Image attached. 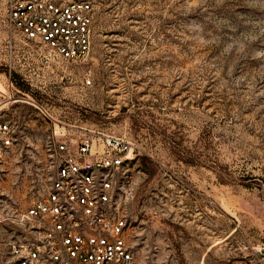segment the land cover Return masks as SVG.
Instances as JSON below:
<instances>
[{"label": "rangeland", "instance_id": "374dc122", "mask_svg": "<svg viewBox=\"0 0 264 264\" xmlns=\"http://www.w3.org/2000/svg\"><path fill=\"white\" fill-rule=\"evenodd\" d=\"M92 1L88 56L43 67L0 0V264L84 135L131 143L134 264H264V0Z\"/></svg>", "mask_w": 264, "mask_h": 264}, {"label": "built area", "instance_id": "2783aa9c", "mask_svg": "<svg viewBox=\"0 0 264 264\" xmlns=\"http://www.w3.org/2000/svg\"><path fill=\"white\" fill-rule=\"evenodd\" d=\"M6 22L32 43L41 66L56 58L78 61L91 50L92 0H7ZM42 48L45 50L42 51ZM0 124V147L12 143ZM44 195L19 215L32 237L11 246L15 264H134L125 212L132 193L131 143L121 137L84 135L57 141Z\"/></svg>", "mask_w": 264, "mask_h": 264}]
</instances>
